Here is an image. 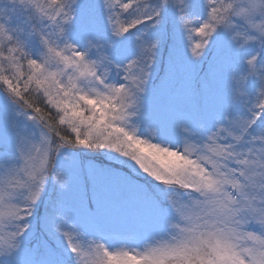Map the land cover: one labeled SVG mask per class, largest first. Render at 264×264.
Masks as SVG:
<instances>
[{
	"label": "snow or ice",
	"instance_id": "snow-or-ice-1",
	"mask_svg": "<svg viewBox=\"0 0 264 264\" xmlns=\"http://www.w3.org/2000/svg\"><path fill=\"white\" fill-rule=\"evenodd\" d=\"M0 264H264V0H0Z\"/></svg>",
	"mask_w": 264,
	"mask_h": 264
}]
</instances>
